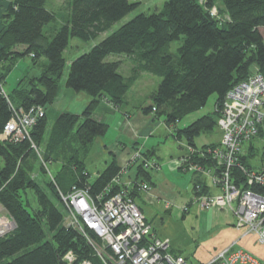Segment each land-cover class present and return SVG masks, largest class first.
I'll return each instance as SVG.
<instances>
[{
	"label": "trees",
	"instance_id": "trees-1",
	"mask_svg": "<svg viewBox=\"0 0 264 264\" xmlns=\"http://www.w3.org/2000/svg\"><path fill=\"white\" fill-rule=\"evenodd\" d=\"M216 2L223 6L229 20L209 15ZM46 3L12 0L1 16L0 207L15 226L0 238V264H68L64 257L69 252L73 264H102L94 250L101 240L92 231L84 237L70 226L63 227L60 197L81 189L93 200L99 195L106 200L119 190L112 183L120 173L117 161L112 159L93 179L84 163L94 140L108 131V124L95 115L99 110L107 113L108 107L121 110L134 83L142 74H150L159 78L160 84L142 108L143 114L163 118L166 126L175 128L176 139H185L195 149V137L216 127L213 117L205 115L184 128L176 124L203 108L212 95H216V109L222 108L228 90L246 80L251 65L264 77V0H167L161 10L135 16L69 64L63 86L85 93L90 100L80 114L63 112L52 126L45 112L61 91L66 67L63 53L70 38L95 40L133 11L137 3L71 0L67 17L53 28L49 25L55 24L56 16L45 9ZM48 27L52 29L46 33ZM180 41L175 55L168 52L171 43ZM115 55L124 56L131 64L127 78L120 74L119 60H108ZM28 56L33 65L37 66L42 58L47 63L39 76L23 78L8 94L4 93L7 75L18 60ZM31 107L45 112L28 129L29 136L18 141L3 140L1 136L12 116ZM32 145L44 148L43 159L49 162L46 167L60 164L55 176L51 174L53 182L45 173L46 164L37 163ZM154 155V150L141 152L132 160L136 185L129 194L133 201L140 195L137 187L143 183L153 186L144 166ZM191 157L196 160L198 156ZM35 164L40 167L39 176L47 177L43 185L31 176ZM193 180L194 194H201L196 191L197 185L206 194L201 179ZM29 193L35 199V209L31 208ZM107 252L114 259L109 249Z\"/></svg>",
	"mask_w": 264,
	"mask_h": 264
},
{
	"label": "built area",
	"instance_id": "built-area-1",
	"mask_svg": "<svg viewBox=\"0 0 264 264\" xmlns=\"http://www.w3.org/2000/svg\"><path fill=\"white\" fill-rule=\"evenodd\" d=\"M223 102L217 123L222 140L216 148L207 149V158L198 156L214 164L212 179L218 194L199 197L200 206L203 210L228 208L234 214L235 227L243 232L241 238L255 236L264 247V77L258 68H252L245 81L229 89ZM34 108L27 112L20 109L15 113L1 138L7 140L12 136L18 141L28 137V129L42 116V110ZM246 149L261 151L258 163L250 162L247 155L250 153H246ZM138 156L139 153H135L131 160ZM149 164L147 162L145 166ZM195 168L192 167L198 171ZM112 183L119 190L106 200H102V195L93 200L87 191L81 189H72L66 196L61 195L73 218V226L68 225L84 237L92 231L112 252L117 264H187L183 257L166 251V242L152 238L151 226L131 199L130 184L120 183L118 176ZM140 188L142 191L150 189L144 183ZM4 221L5 228L12 226L11 222ZM237 241H232L230 247L205 264H260L250 254L237 250ZM72 257L69 252L64 260L69 262Z\"/></svg>",
	"mask_w": 264,
	"mask_h": 264
},
{
	"label": "rangeland",
	"instance_id": "rangeland-1",
	"mask_svg": "<svg viewBox=\"0 0 264 264\" xmlns=\"http://www.w3.org/2000/svg\"><path fill=\"white\" fill-rule=\"evenodd\" d=\"M10 1H12V0H0V4H2V8L0 10V23H1V16L4 13V11H5L7 5L9 4ZM70 1L71 0H47V3L45 5V9L50 11V12H53L56 16L55 24H51V26L49 25V27H52V28L53 27H59V25L63 23V21L65 20V18L68 15L67 9H68V5H69ZM166 1L167 0H129V2L132 4L137 3V5H135V7H134L135 9L133 11H131L130 13H128L126 16H124V18L121 19V21L114 23L105 33L98 36V38H96L95 40H92L90 42H80L77 39L70 38V40L68 42L69 45L63 53L64 59L66 61V64H65L66 67L63 71V75L61 78V83H60L61 87L63 85V82L67 78L66 75L68 74L69 64L73 60H75L79 56H82L83 53H86L94 45L98 44L101 40H103V38L114 33L115 30H117L118 28L123 26L125 23L133 20V18H135V16H137L139 14H145V15L151 14V13H154L156 11L161 10ZM222 7L223 6H221V4H219V2H216V5L214 7H212L211 10L209 11V15L211 14V16L213 18L220 19L221 21L222 20H226V21L229 20V15H227V13L225 11H223ZM0 27H1V25H0ZM49 27L47 29H45L46 33L49 31V29H52ZM261 34L264 37V29H261ZM180 45H181V41L180 42H173L169 45L167 50H168V52L170 51V53L172 55H175V53L177 51L176 49L179 48ZM108 60H113V61L119 60L121 63L120 74H122L125 78H127L128 76L131 75L130 74L131 64L128 62L127 58H125L124 56H117V55L110 56L108 58ZM31 63H32V61H31V58L29 56L24 58V59H21L19 61V65H18L17 69L16 70L14 69V71H12L10 73L9 77H7L6 83L2 87L3 88L2 90L4 93L8 94L11 91V89H13L16 86V84L20 82L22 75L23 76L27 75V72L25 71L26 68H28V73H29L30 77L31 76H34V77L39 76V74L43 68L42 66L45 65L47 63V61H46V59L42 58L39 60V63L37 66L32 65ZM250 67L254 68L253 65H251ZM22 71H23V73H22ZM159 82H160V79L155 77V76H152L150 74H142L139 77L138 81L136 83H134L135 85L125 95L126 96L125 101L127 104H125L123 106L122 111H120V112L130 111L131 113H136L135 115H139V114L144 115L142 112V108L149 104L150 96L159 86V84H160ZM81 95L87 96L85 93H81ZM215 99H216V95L210 96L208 98V100L206 101V104L204 105L203 108H200L199 110L194 111V113H191L188 116L184 117L181 122L176 124L177 128H184V126L194 122V120H197L198 118L204 117L205 115H210L211 117H213V119L216 121V127L214 128L213 131H210V132L207 131L204 133H200L199 135H197L195 137V139H194V145L196 147L195 149L189 147L187 145L185 139L184 140L176 139V137L173 136V134L176 131L175 128L166 126L164 124L163 118L158 119V118H154L151 115L148 116V117H151V119L153 120L152 121V124H153L152 127L155 131H154V134L151 136V138L148 142V145L145 146V148L148 149L150 147H154L157 150H156V155L153 156L152 158H150L151 160H154V162L151 163V161H149L150 164L148 166H144L145 170L148 171L149 174H151V173H153V171L155 169H157L159 167L158 170H161V172L164 174V175H162L163 178H166L168 180V182H170V183L172 182L175 186H177L179 188V190L182 191L181 196L183 195V193L185 191H187V189L189 191V186L191 184V183H189V182H191L190 178L192 179L193 176L195 177L196 180H197V178L201 179L203 185L205 186L203 188H204V190L207 191L206 194H202L201 185H197L196 191L197 192L200 191L201 194H198L196 196L194 194V191L192 190L193 191V199L192 200L194 203L196 202L199 205L200 210H197V209L195 211L193 210L194 213L189 215V217L185 223L186 232L191 234V236L195 240L197 239V242L195 244L197 251H196L195 255H192L193 257L190 258V261L187 260L185 257H183L187 264H205L211 259V257L218 255L220 252H222V250H225L232 245V243H229V245L223 247L221 250L213 252V244H212L213 235L214 234L215 235H218V234L221 235V232L223 231L222 227L231 223V221H233L235 219V217H233L234 216L233 212L229 211L228 208L218 209L217 207H215L213 209L203 210V208L200 206V202L198 200L199 197H201L203 195H205V196H208V195L214 196L215 195L216 196V194H212L208 190V188L215 189L217 191V194H218V190L215 188L216 186L213 184V179H212L213 174H214V168H213L214 164L211 161L205 162L203 159H200L199 157H197L196 160L191 157V156L196 157V156H202V155L204 157H206L207 156L206 155L207 149L208 148H216L222 140L223 135H222V132L220 131L219 126L217 124L219 117H218V119L216 118V114L218 116H220L219 112H220L221 108L216 109ZM83 106H84V103L81 102L79 104H75L74 109L81 112L84 109ZM51 107H52V105L46 109L45 116L47 115L48 109H50ZM31 108H34V107H31ZM136 108L138 110L135 112ZM34 109H36L37 111L42 110V108H40V107H35ZM29 110H27V111H29ZM107 110H108L107 113H103V112H101V110H99V112H97V115H99V117L101 119H103L105 122L109 123L107 134L104 135L103 137H100L101 139L104 138V142L106 145H108V143H111L114 139V136L116 135L115 124L111 125L112 121L115 119L118 120V117L121 116V113L119 111H113L109 107L107 108ZM43 112L44 111L42 110V115H43ZM144 116H146V115H144ZM10 138H12L15 141V138H13L12 136H10L8 139H10ZM206 145L207 146L211 145V146L205 147ZM32 147H33V145H32ZM91 147H93L94 153L91 151L92 153H90V157L88 158L89 160H87V170L89 171L90 174H92L91 179H93L96 176L95 175L96 172L103 170L105 163L103 162L102 156H100V155L96 156L98 154V151H97V153L95 152L96 151L94 149L95 146L92 145ZM32 149H34L35 154H37V159H36V160H38L37 163L39 162V165L42 164L43 166L46 164L45 165V167H46L49 162H47L43 159L44 148H42V147L37 148L35 146ZM245 152L250 153L247 155H249V157H250L249 160L251 163L254 164V163L259 162V159L261 157V151L260 150L257 151L255 149V151H254V150L250 149V151H249V149H246ZM136 153L140 154V152H136ZM87 156H88V154H87ZM132 156H134V154ZM86 158H85V160H86ZM44 161L47 163H45ZM183 161H184V163L186 162L188 164H186V165L184 163L180 164V162H183ZM134 162L135 161L130 160L126 167L120 168V173L118 174V177L120 179V183H123V184H125V183L130 184L131 183V185L129 187V189H131V190H132L133 186L136 185V182H134V180H133L134 179V173H135L134 167H131V165ZM153 164H156V165L153 166ZM1 165H2V162L0 159V166ZM39 165L38 164L36 165V168L34 169L35 171L33 172V174H31V176L33 177V179H35V178L38 179L39 183L41 185H43L45 180H47V177L46 176H43V177L39 176V174H38L39 168H40ZM191 165H192V167L198 168V171L197 170L194 171L192 169ZM130 167H131V169H130ZM150 168H151V170H150ZM203 168L205 170L210 169V168L213 170L206 172L205 170H203ZM58 169H60V164L54 163L52 165L49 164L48 167H46V169H44V170H45V173H47L49 175V177L51 178V176H52L51 174L54 175L55 171ZM152 169H153V171H152ZM51 181L53 182V178H51ZM193 183H194V180L192 182V189H193ZM137 185L139 186V183H137ZM148 187H150V189H151V185H149ZM137 189H138V192L140 191L139 192L140 195L142 193H146L150 190V189H148V190L143 189V191H142V190H140V187H137ZM188 191L186 194H188ZM58 195H61V194L58 193ZM28 198L30 200L29 202L31 204V208L35 209L37 206H36L35 199L33 200V198H32L31 193L28 194ZM61 204H62V208H63V210H62L63 217L62 218H64L63 219L64 222L62 224H63V227H68L69 223L72 225L73 218H71L68 207L65 206L63 201H61ZM56 205L59 207L58 202L56 203ZM2 219L6 220L8 222H11L12 226H10V227L8 226L7 228H5L6 224H5L4 220L2 221ZM13 223H14V221H11V219L9 218V216L7 215L5 210H3V208L0 207V238L3 237V235H6L7 233H9L11 230L14 229L15 224H13ZM149 225L151 226L150 231H151L152 238L159 239L158 237L155 236L153 226L151 224H149ZM8 229H10V230H8ZM78 230H80V229H78ZM161 241L166 242L165 240H161ZM234 241H236V240H234ZM166 243H167L166 251H168V241ZM237 243H238L237 247H236L237 250L242 249L246 253L250 254L252 256V258L254 260H257L260 264L264 263V247L256 241L255 236H249V237H246L243 239H239L237 241ZM194 249H195V246L193 244L191 250H194ZM94 250H95L98 258L101 260L102 264H108L109 261H110L109 263H111V264H117V262L115 261V258L114 259L112 257L109 258L108 252H107L108 249L104 246L103 241H101L100 247H96ZM203 250H205V251H203ZM168 253H169V251H168ZM169 254L172 255L171 253H169ZM73 258L74 257H72V259L69 262H67L66 259H65V261L68 264H73V262H74ZM82 263H84V262H82ZM88 263L90 264V262H88Z\"/></svg>",
	"mask_w": 264,
	"mask_h": 264
},
{
	"label": "crops",
	"instance_id": "crops-1",
	"mask_svg": "<svg viewBox=\"0 0 264 264\" xmlns=\"http://www.w3.org/2000/svg\"><path fill=\"white\" fill-rule=\"evenodd\" d=\"M1 8L2 4H0V10ZM20 60L15 63L13 67L15 70L17 69ZM14 69L12 71H14ZM25 71L27 72V75H22L21 80H23V78L30 77L28 68H26ZM10 73L7 75V77H9ZM17 85L18 83L16 84V86ZM60 88L61 91L56 98V101L47 111L46 119L48 121V124H50L49 126H52L55 122L54 120L63 112L80 114L85 109V106L90 100L88 96L81 95V93H76L70 89L65 88L63 85ZM81 102L84 103V109L79 112L74 109V107L75 104H79ZM137 110L138 109L136 108L135 112ZM120 111H122V109L119 110V112ZM120 113L121 116L118 117V120L115 119L111 123V125L115 124L116 129V135L114 136L113 141L106 145L104 142V138H100L103 137V135L97 137V139H95V142L93 143V145L95 146L94 149L96 150L95 152L97 153L98 151V154L96 156L100 155L103 158V162L105 163L104 168L112 159L117 161L119 168H124L128 165V162L131 160L132 155L136 152L141 153L154 150L156 155L157 149H155L154 147H150L148 149L145 148L155 131L152 127L153 120L151 119V117L141 114L135 115L136 113H131L130 111ZM95 117L108 124L109 127V123L101 119L99 115L96 114ZM91 151L93 152V147L90 148L89 154L84 161L86 169L87 160H89L88 158L90 157V153H92ZM158 168L150 174V180L153 183V186H151V189L148 192L139 195V197L135 199V203L138 205L142 214L145 216L147 223L153 226L155 236L160 240H165L166 242L168 241L169 253H171L173 256L185 257L190 261V258L193 257L192 255H195L197 251L195 245L197 239L195 240L191 236V234L186 232L185 223L189 215L194 213L193 210H200L199 205L196 202L194 203L192 200V182L194 176L192 177V179L190 178L191 182L189 183H191V187L189 186V191L187 189L188 194H186L187 191H185L181 196L182 191L179 190V188L172 182L170 183L166 178H163L162 175L164 174L161 172V170H158ZM99 172L100 171L96 172L95 177L99 175ZM208 190L212 194H217V191L213 188H208ZM234 220L222 227L223 231L221 232V235H213V252L221 250L223 247L229 245V243H232V241L234 240L242 239L241 237L243 232L241 230H238L234 226ZM193 244L195 246V249L191 250Z\"/></svg>",
	"mask_w": 264,
	"mask_h": 264
},
{
	"label": "bare ground",
	"instance_id": "bare-ground-1",
	"mask_svg": "<svg viewBox=\"0 0 264 264\" xmlns=\"http://www.w3.org/2000/svg\"><path fill=\"white\" fill-rule=\"evenodd\" d=\"M44 112H45V111H44ZM206 157H207V156H206ZM183 162H184V161H183ZM188 162H189V161H188ZM180 164H181V163H180ZM186 164H188V163H185V165H186ZM183 165H184V164H183ZM185 165H184V166H185ZM191 167H192V165H191ZM179 168H180V167H179ZM182 168H183V167H182ZM150 170H151V168H150ZM152 171H153V169H152ZM194 173H195V172H194ZM211 181H212V180H211ZM211 183H212V182H211ZM130 185H131V183H130ZM129 187H130V186H129ZM198 200H199V199H198ZM198 200H197V201H198ZM199 202H200V201H199ZM13 224H14V223H13ZM14 226H15V225H14Z\"/></svg>",
	"mask_w": 264,
	"mask_h": 264
}]
</instances>
